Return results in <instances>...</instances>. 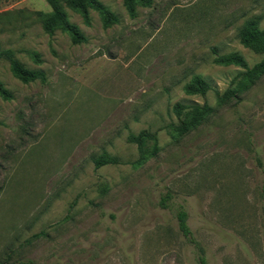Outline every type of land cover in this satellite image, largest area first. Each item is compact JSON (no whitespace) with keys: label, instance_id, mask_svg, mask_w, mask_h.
<instances>
[{"label":"rangeland","instance_id":"rangeland-1","mask_svg":"<svg viewBox=\"0 0 264 264\" xmlns=\"http://www.w3.org/2000/svg\"><path fill=\"white\" fill-rule=\"evenodd\" d=\"M117 18L89 23L65 3L85 41L48 35L45 0H0V50L10 49L45 82H21L0 57V264H198L179 232L178 205L206 264H264V74L238 97L216 92L242 69L213 61L236 52L249 66L264 54L244 47L247 20L264 29V0H99ZM196 74L211 86L188 95ZM176 103L212 111L175 135ZM154 132L157 153L129 133ZM103 152L116 163L96 167ZM169 194L166 205L161 198Z\"/></svg>","mask_w":264,"mask_h":264},{"label":"trees","instance_id":"trees-1","mask_svg":"<svg viewBox=\"0 0 264 264\" xmlns=\"http://www.w3.org/2000/svg\"><path fill=\"white\" fill-rule=\"evenodd\" d=\"M48 4L49 11L46 13L38 12L41 20L43 30L51 35L54 30L59 29L66 32L71 41L74 43L85 41V37L79 31L76 25L70 23L66 17L65 12L61 7V3H65L69 8L81 14L83 21L88 24L89 16L88 9L97 11L101 17L102 25L108 27L117 21L116 16L99 0H45ZM125 9L131 17L135 16V5L140 4L148 6L151 0H123ZM237 38L239 42L248 49L255 53L264 54V29L260 28L258 23L253 20H247L237 31ZM213 61L221 65H233L240 67L242 71L238 72L230 81L227 88L221 93L216 92V100L219 104L226 102L229 99L237 98L238 92H242L250 88L254 82L264 74V56L261 60L249 66L247 62L236 52L217 53L213 49ZM0 57L8 59L10 71L15 78L21 82H31L39 80L40 82L46 81V76L43 71L39 69L25 68L14 56L10 49L0 50ZM211 86L208 82L202 79L199 75L194 74L191 79L183 85V91L188 94L204 95ZM0 97L9 99L10 92L3 87L0 82ZM178 121L170 124L171 131L175 135H182L190 129L196 127L209 115L212 108L206 103H176L173 105ZM129 142L135 143L139 154L134 164H140L144 160L143 146L146 142H151V148L148 153L155 156L158 150L156 135L154 132L147 130H140L138 133H129L127 136ZM116 158L110 156L108 153L103 152L93 159L96 167L116 163ZM170 199L167 194L161 198V205H166V201ZM175 217L177 221V228L181 235L194 246L197 254L198 264H206L203 249L194 238L188 223L187 212L182 205H178L175 210Z\"/></svg>","mask_w":264,"mask_h":264}]
</instances>
